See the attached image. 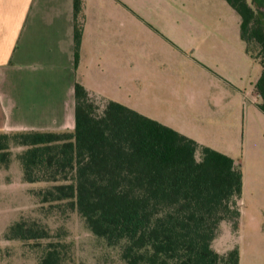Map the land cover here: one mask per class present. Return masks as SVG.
Here are the masks:
<instances>
[{"label": "trees", "instance_id": "trees-1", "mask_svg": "<svg viewBox=\"0 0 264 264\" xmlns=\"http://www.w3.org/2000/svg\"><path fill=\"white\" fill-rule=\"evenodd\" d=\"M226 1L262 66L255 87L264 112V0ZM83 5L73 0L76 62ZM75 100L72 130L0 132V166L21 146L24 181L50 183L33 188L40 208L76 211L92 234L121 246L127 264H239L238 246L217 245L224 225L239 226L243 173L235 159L78 82ZM4 237L42 246L37 264H63L66 243L36 218L14 220Z\"/></svg>", "mask_w": 264, "mask_h": 264}, {"label": "rangeland", "instance_id": "rangeland-1", "mask_svg": "<svg viewBox=\"0 0 264 264\" xmlns=\"http://www.w3.org/2000/svg\"><path fill=\"white\" fill-rule=\"evenodd\" d=\"M125 3L134 7L132 24L139 31L136 71L142 86L128 88V83L110 88L111 93L208 146L225 149L240 162L247 196L264 198V112L257 105L260 98L252 101L261 65L244 50L239 14L216 0ZM254 53L260 54L258 48ZM125 63L133 71L134 62ZM21 150L12 146L11 162L0 166V264L38 263L42 246L4 237L20 217L36 218L51 228L54 239L66 243L63 264H127L121 246L92 234L76 211L40 208L33 188L50 183L24 181L17 160ZM222 230L233 231L229 224ZM240 250L241 264H264L260 243L252 246L245 238Z\"/></svg>", "mask_w": 264, "mask_h": 264}, {"label": "crops", "instance_id": "crops-1", "mask_svg": "<svg viewBox=\"0 0 264 264\" xmlns=\"http://www.w3.org/2000/svg\"><path fill=\"white\" fill-rule=\"evenodd\" d=\"M216 2L233 14L234 8L226 0ZM131 8L125 0H84L76 62L73 0H0V132L72 130L77 82L118 102L110 88H127L128 83V88H141L135 43L139 31L132 24ZM131 61L133 71H127L125 62ZM259 98L254 84L252 101ZM260 102L261 98L258 107ZM133 106L146 113L141 105ZM178 131L207 145L197 136ZM219 151L226 153L225 149ZM247 187L243 174L238 229L235 233L222 230L217 242L221 250L238 246L239 264L240 243L245 238L252 246L260 243L264 253V198L250 199Z\"/></svg>", "mask_w": 264, "mask_h": 264}]
</instances>
